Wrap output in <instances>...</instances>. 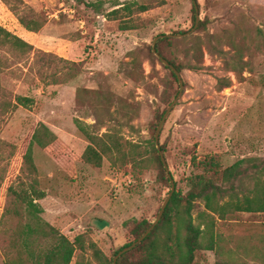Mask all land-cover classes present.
<instances>
[{"label":"rangeland","instance_id":"obj_1","mask_svg":"<svg viewBox=\"0 0 264 264\" xmlns=\"http://www.w3.org/2000/svg\"><path fill=\"white\" fill-rule=\"evenodd\" d=\"M195 1L206 27L178 36L194 27V0H0V25L16 35L23 27L19 15L47 21L35 35L33 50L0 44V215L7 188L19 175L41 121L59 138L46 149L34 147L47 194L39 201L45 220L71 240L85 234L111 258L128 241L135 220L157 219L171 182L156 161L155 134L181 90L171 70L150 54L160 34H176L164 46L176 63L183 64V93L160 133L175 192L186 195L196 174L211 177L246 159L242 168L247 172L242 181L240 173L235 184L240 196L248 193L264 168V0ZM134 2L148 4L149 9L130 8ZM114 10L118 11L112 14ZM230 38L241 42L248 62L243 79L225 64L235 53L227 43ZM197 42H202V69L186 67L196 62ZM219 80H230L231 85L221 89ZM17 95L32 98L30 107L19 105ZM76 120L99 134L111 129L138 143L148 165H114L107 158L101 167L86 163L82 154L89 141ZM195 203L193 219L198 224L205 206ZM16 223L13 219L11 227ZM215 231L217 251L198 250L194 264H264V213L216 218ZM85 253L88 258L92 252ZM79 254L77 250L71 264Z\"/></svg>","mask_w":264,"mask_h":264},{"label":"trees","instance_id":"obj_2","mask_svg":"<svg viewBox=\"0 0 264 264\" xmlns=\"http://www.w3.org/2000/svg\"><path fill=\"white\" fill-rule=\"evenodd\" d=\"M24 4L23 0H17ZM137 6L139 11L149 9L148 4L137 2L129 4ZM12 10L19 13V8L12 7ZM118 10L111 12L117 13ZM195 12V6L193 9ZM111 15V14H109ZM20 23L29 31L39 32L46 24V20L40 16L19 15ZM195 25L196 15L193 16ZM200 22V21H199ZM206 21L198 24V29H204ZM122 30L128 29L121 26ZM176 35V34H173ZM171 37H163L156 43V50L149 47L153 58H165L174 65L179 72L183 64H178L171 58L164 46L166 42L174 40ZM227 43L235 50L226 66L243 79L242 72L248 62L243 60V47L241 42L230 38ZM0 44H11L23 52L33 50V44L20 36L12 33L0 25ZM219 53L228 55V52L219 50ZM195 64H187L192 69H202L203 60L202 42H197L194 51ZM163 63V62H162ZM165 65V64H164ZM166 66V65H165ZM170 69V67L166 66ZM175 81L177 76L171 70ZM221 89L229 87L231 81L222 82L219 80ZM93 95H100L98 90H86ZM16 101L26 108L30 107L33 99L28 96L17 95ZM162 117L159 116L158 119ZM76 126L89 141L88 146L82 154V159L96 167H101L104 158H107L114 165L118 161L122 165L137 166L148 165L149 160L143 154L138 143L121 138L114 131L100 133L91 131V126L76 120ZM59 141L56 133L44 122H39L35 128L26 153L23 156V165L16 180L7 188L6 204L0 215V252L4 258V264H71L77 250L80 251L75 264H114L113 259L125 246L137 241L145 231L153 224L146 219L135 220L127 237L128 241L108 258L97 244L85 234L77 235L73 240L63 234L56 226L45 220L42 216L44 208L40 200L46 197V191L41 187L39 171L34 159V147L46 149ZM154 149L155 145H154ZM163 152L164 146L161 145ZM156 161L164 176L167 172L160 154L156 155ZM246 159L227 167L222 171H216L211 177L207 174H196L190 178L191 188L189 192L180 196L174 192L171 196L165 211L152 231L145 239L131 250L122 254L117 264H194L198 250L217 251L219 236L216 234V218L228 219L234 213H264V168L254 178V185L241 196L237 193L235 181L238 175L246 174L242 165ZM241 164V172L239 170ZM216 181L228 182L230 186L223 188L216 184ZM2 179H0V189ZM196 201H202L205 210L198 214L199 223L195 224L193 210L196 208ZM17 220L14 227L10 223ZM44 241H48L45 245ZM86 251H91V256L86 258ZM216 264H246L245 261L219 260Z\"/></svg>","mask_w":264,"mask_h":264},{"label":"water","instance_id":"obj_3","mask_svg":"<svg viewBox=\"0 0 264 264\" xmlns=\"http://www.w3.org/2000/svg\"><path fill=\"white\" fill-rule=\"evenodd\" d=\"M194 4H195V11H196V21H195V25L194 27L188 31L187 33L185 34H179L178 36H183V35H189L191 33H193L197 27H198V24H199V21H200V13H199V9H198V6H197V3L196 1L194 0ZM171 36H175L173 34H160L158 36L155 37L154 41H153V50L155 51L156 48V43L159 39L163 38V37H171ZM163 64H165L166 66L170 67L171 70L174 72V74L177 76V79H178V82L180 84V92H179V95L177 96V98L170 104V106L167 108V110L165 111L158 127H157V130H156V134H155V141H156V144H157V148L159 150V154H160V157H161V160L163 162V165L167 171V174H168V177L170 179V182H171V191L168 195V197L166 198L165 202L163 203L162 207H161V210L158 214V217L157 219L153 222V224L145 231V233L135 242H133L132 244H130L129 246H125L124 248H122L118 254L114 257L113 259V262L114 264H117V260L118 258L124 254L125 252L131 250L132 248H134L137 244L141 243L145 237L152 231V229L157 225V223L160 221L164 211H165V208L166 206L168 205L169 203V200L171 198V196L173 195V193L175 192V180L170 172V169H169V166H168V163H167V160H166V157H165V154L163 152V150L161 149V146H160V133H161V129L168 117V115L170 114V112L172 111V109L174 108V106H176L178 100H179V96L183 93V89H184V82H183V79H182V76H181V72H179L177 70V68L172 65L171 63H169V61L165 58H161Z\"/></svg>","mask_w":264,"mask_h":264},{"label":"crops","instance_id":"obj_4","mask_svg":"<svg viewBox=\"0 0 264 264\" xmlns=\"http://www.w3.org/2000/svg\"><path fill=\"white\" fill-rule=\"evenodd\" d=\"M18 36L23 38L24 40L28 41L29 43L33 44V41L36 39V34L35 32L29 31L24 27H21L18 29L16 32Z\"/></svg>","mask_w":264,"mask_h":264}]
</instances>
